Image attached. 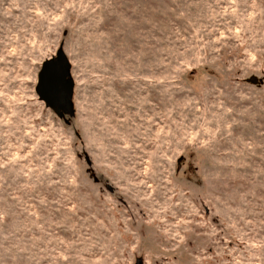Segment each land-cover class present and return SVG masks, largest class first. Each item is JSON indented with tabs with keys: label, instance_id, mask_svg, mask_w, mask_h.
<instances>
[{
	"label": "rangeland",
	"instance_id": "rangeland-1",
	"mask_svg": "<svg viewBox=\"0 0 264 264\" xmlns=\"http://www.w3.org/2000/svg\"><path fill=\"white\" fill-rule=\"evenodd\" d=\"M70 63L73 116L34 92ZM264 264V0H0V264Z\"/></svg>",
	"mask_w": 264,
	"mask_h": 264
},
{
	"label": "water",
	"instance_id": "water-1",
	"mask_svg": "<svg viewBox=\"0 0 264 264\" xmlns=\"http://www.w3.org/2000/svg\"><path fill=\"white\" fill-rule=\"evenodd\" d=\"M59 65L62 69V78L54 82L52 69ZM70 63L61 50L54 58L45 60L37 74V83L34 87L38 99L48 106L58 118L71 117L74 114L72 105L73 82L69 79ZM137 264H140L139 262Z\"/></svg>",
	"mask_w": 264,
	"mask_h": 264
},
{
	"label": "snow or ice",
	"instance_id": "snow-or-ice-1",
	"mask_svg": "<svg viewBox=\"0 0 264 264\" xmlns=\"http://www.w3.org/2000/svg\"><path fill=\"white\" fill-rule=\"evenodd\" d=\"M52 73H53L54 82L58 83L59 79L62 78V69L60 68L59 65H57L52 69ZM17 264H25V258L20 257L17 261Z\"/></svg>",
	"mask_w": 264,
	"mask_h": 264
},
{
	"label": "trees",
	"instance_id": "trees-1",
	"mask_svg": "<svg viewBox=\"0 0 264 264\" xmlns=\"http://www.w3.org/2000/svg\"><path fill=\"white\" fill-rule=\"evenodd\" d=\"M65 117H66V119H67L68 121H65L64 123H65L66 125H69V124H70V119H69L68 116H65Z\"/></svg>",
	"mask_w": 264,
	"mask_h": 264
}]
</instances>
